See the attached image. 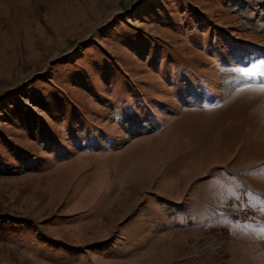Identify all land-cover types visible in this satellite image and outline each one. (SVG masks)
Listing matches in <instances>:
<instances>
[{"label": "rangeland", "instance_id": "rangeland-1", "mask_svg": "<svg viewBox=\"0 0 264 264\" xmlns=\"http://www.w3.org/2000/svg\"><path fill=\"white\" fill-rule=\"evenodd\" d=\"M261 61L264 0H0V264H264Z\"/></svg>", "mask_w": 264, "mask_h": 264}, {"label": "bare ground", "instance_id": "bare-ground-1", "mask_svg": "<svg viewBox=\"0 0 264 264\" xmlns=\"http://www.w3.org/2000/svg\"><path fill=\"white\" fill-rule=\"evenodd\" d=\"M252 19V18H251ZM242 84V80L235 74L224 77V86H223V97H227L232 94L236 87ZM141 132V131H140Z\"/></svg>", "mask_w": 264, "mask_h": 264}, {"label": "snow or ice", "instance_id": "snow-or-ice-1", "mask_svg": "<svg viewBox=\"0 0 264 264\" xmlns=\"http://www.w3.org/2000/svg\"><path fill=\"white\" fill-rule=\"evenodd\" d=\"M259 67L262 69V73H261V74L264 75V61H261ZM243 74H244V75H247L248 72L245 71ZM262 87H264V86H262Z\"/></svg>", "mask_w": 264, "mask_h": 264}, {"label": "trees", "instance_id": "trees-1", "mask_svg": "<svg viewBox=\"0 0 264 264\" xmlns=\"http://www.w3.org/2000/svg\"><path fill=\"white\" fill-rule=\"evenodd\" d=\"M81 45H86V42H82L79 44V46H81Z\"/></svg>", "mask_w": 264, "mask_h": 264}]
</instances>
